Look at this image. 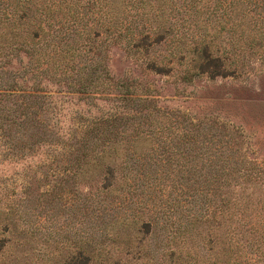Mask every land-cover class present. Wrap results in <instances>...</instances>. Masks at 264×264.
Here are the masks:
<instances>
[{
    "label": "trees",
    "instance_id": "trees-1",
    "mask_svg": "<svg viewBox=\"0 0 264 264\" xmlns=\"http://www.w3.org/2000/svg\"><path fill=\"white\" fill-rule=\"evenodd\" d=\"M166 40L175 44L169 55H154ZM110 45L140 60L143 74L176 71L184 84L238 78L246 52L264 53V0H0L4 158L60 148L72 154L67 177L93 168L100 191L112 196L119 176L136 184L138 177L154 181L159 173L167 179L177 168L180 197L165 206L181 209L177 234L182 249L190 244L188 260L179 262L264 264V156L242 148L247 137L239 126L165 111L142 81L114 80L105 65ZM46 84L87 105L95 97L112 100L114 112L78 114L76 126L61 131ZM203 240L207 256H199ZM92 255L91 244H81L61 264H94Z\"/></svg>",
    "mask_w": 264,
    "mask_h": 264
},
{
    "label": "rangeland",
    "instance_id": "rangeland-1",
    "mask_svg": "<svg viewBox=\"0 0 264 264\" xmlns=\"http://www.w3.org/2000/svg\"><path fill=\"white\" fill-rule=\"evenodd\" d=\"M168 42L156 46L153 54L168 56L175 47ZM105 54V65L114 80L128 77L142 81L156 92V105L165 111L178 110L196 119L217 117L239 126L247 137L242 148L254 157L264 156V53L246 52L247 67L238 78L210 82L202 77L191 84L182 83L181 73L176 71L169 76L143 74L141 61L119 46H108ZM174 68L182 70L177 64ZM45 87L61 131L74 128L73 118L78 114L86 117L114 112L116 102L112 100L95 97L87 105L81 96L56 85ZM2 143L0 138V264H61L65 254L85 243L92 246L94 264H182L179 257L188 260L185 251L190 244L182 249L177 234V225L183 222L181 209L165 206L166 201L174 204L180 197L177 168L167 179L159 173L154 181L138 177L136 184L129 175L125 181L119 176L112 196L109 191H100V173L93 168L67 177V160L72 154L60 148H39L31 157L10 160L3 156ZM126 182L132 186L125 187ZM142 223L149 226L139 232ZM201 232L206 236L204 230ZM204 243H199V256L208 255L202 248Z\"/></svg>",
    "mask_w": 264,
    "mask_h": 264
}]
</instances>
